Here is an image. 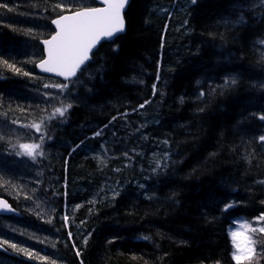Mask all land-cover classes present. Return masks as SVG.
Wrapping results in <instances>:
<instances>
[{"label": "trees", "instance_id": "trees-1", "mask_svg": "<svg viewBox=\"0 0 264 264\" xmlns=\"http://www.w3.org/2000/svg\"><path fill=\"white\" fill-rule=\"evenodd\" d=\"M56 3L66 0H0V59L30 73L0 63V125L15 120L30 135L0 141V198L16 212L0 218V239L34 254L4 245L0 264H236L230 227L264 213L259 0H131L118 50L103 43L76 95L52 106L35 95L61 81L36 63ZM69 103L64 117L53 115ZM30 143L40 147H21ZM227 202L236 207L221 214ZM254 241L240 264H264V234Z\"/></svg>", "mask_w": 264, "mask_h": 264}, {"label": "snow or ice", "instance_id": "snow-or-ice-1", "mask_svg": "<svg viewBox=\"0 0 264 264\" xmlns=\"http://www.w3.org/2000/svg\"><path fill=\"white\" fill-rule=\"evenodd\" d=\"M197 0H191V3L196 4ZM101 6L99 7H84L81 5H73V0H66V3H56L52 11L57 12L56 18L50 21L51 25L54 26L52 33L49 38L43 39L40 41L43 45L42 49V58L36 63V67L39 68L43 73L54 74L57 77H63L62 82H57L54 84L44 83L43 88L50 89L54 88L57 90L55 94L44 93V97L47 100L51 96L52 101H58L59 97L65 93L69 97L76 95L75 89L79 77L77 73L80 72L81 75L88 72L89 67H91V61L95 53L93 49L101 42V40H107L113 45H116L114 50H118L119 45L117 41L120 39L119 34L125 32L126 25L124 19V9L128 4V0H99ZM259 5L261 9H264V0H259ZM77 7L78 10L73 11L72 7ZM0 7L7 8L6 4H0ZM11 11L12 9H8ZM44 11H48L47 7ZM243 16L236 21V23H243ZM0 63L7 65L12 71L17 74H22L24 76H29L30 73L27 71L22 72L20 68H16L15 65L9 64L7 60L0 59ZM76 77V80L72 78ZM42 79V78H41ZM157 79L159 77L157 76ZM142 83V81H141ZM199 83V82H197ZM224 86H235L237 80L232 78H225ZM71 85V87H70ZM153 95H155L156 85H152ZM261 90L264 91V84H261ZM199 97H203V91L198 93ZM79 98L78 96L76 97ZM148 103L146 100L144 104ZM181 103H183V98H181ZM144 104H140L139 108H143ZM72 107V104H67V106L57 107L53 115L58 114L60 117H64L65 113ZM202 110V109H201ZM136 111V109H133ZM126 115V113H125ZM255 115V114H254ZM260 121L264 122V114H261L257 117ZM116 117H113L115 120ZM12 123H16L15 120ZM106 127V126H105ZM37 130L38 127H37ZM102 133L97 131L94 133V136H100ZM40 139H44L43 134H41ZM51 139V137H49ZM262 149H264V134L256 137ZM84 141H81L75 147L79 148L83 145ZM165 145L168 144V141L163 142ZM23 148L31 147L33 150L39 148V145H21ZM75 150V149H73ZM14 155H21L19 151L10 153ZM33 162L36 159L35 151H30L27 153ZM127 156V153H124ZM170 159L168 152L163 154V169H167V161ZM161 168V164L157 163L153 168L155 173L157 169ZM147 179V178H146ZM264 183V181H260ZM141 188H144L145 185H140ZM235 191V189H233ZM118 193H114L116 195ZM218 203H221L218 201ZM264 203V201H262ZM236 207L235 202L223 203V207L220 209L221 214L227 213L229 209ZM0 213H12L15 214V210L7 204L6 201L0 200ZM206 219L208 222H212L215 217L208 218L207 214ZM65 221L67 217L63 218ZM258 221H264V213L256 218ZM253 232H259L264 234V227L258 229H252ZM71 233H69V236ZM239 234L236 232L232 233L233 244L235 245L237 251L233 252L232 259L236 261V264H240L241 260H250L255 249L252 246L255 241H251L247 245H241L237 242V236ZM147 239V237H145ZM86 242V241H85ZM43 243V241H40ZM4 245L10 246L14 250H18L20 253L24 254L29 258H33L34 254L28 250V248L18 247L16 243H10L9 240L0 239V247ZM262 253H264V246H262ZM76 255L79 256V251L76 252ZM219 264V262H217Z\"/></svg>", "mask_w": 264, "mask_h": 264}, {"label": "rangeland", "instance_id": "rangeland-1", "mask_svg": "<svg viewBox=\"0 0 264 264\" xmlns=\"http://www.w3.org/2000/svg\"><path fill=\"white\" fill-rule=\"evenodd\" d=\"M48 83L52 84V82H50V81H48ZM41 93H43V94L44 93L55 94L56 92H53L52 88H50V89H45L44 91H41ZM36 94H40V93H36ZM35 97L39 98L40 102H42L43 104H44V102L45 103L49 102V104L52 106H54L55 103L59 102V99H58V101H52L51 96L48 97L49 101H44V100H46L44 95L43 96L42 95H37V96L35 95ZM25 124H27V125L31 124V128L33 127L35 130H37V127L39 129V125L34 124L33 122H25ZM21 127H22V125L18 124V122H16L15 124L7 123V124H3L2 126L0 125V141L13 142L16 140V141L22 142L24 140H28L27 137L30 136L29 133H27L25 131V129L24 128L22 129ZM25 145L32 146V145H36V144L30 143V144H25ZM29 148H31V147H29ZM242 223L249 225L250 222L248 220H246L245 218L237 219L235 221L234 229L233 228L230 229V235H231V239H232V233L233 232L238 233L239 235L237 236V242L243 246V245H247L248 243L251 242V232L252 231L250 228H248V231L246 229H244L243 228L244 224H242ZM232 242H233V239H232ZM234 247H235V245H234ZM235 251H237L236 247H235Z\"/></svg>", "mask_w": 264, "mask_h": 264}, {"label": "water", "instance_id": "water-1", "mask_svg": "<svg viewBox=\"0 0 264 264\" xmlns=\"http://www.w3.org/2000/svg\"><path fill=\"white\" fill-rule=\"evenodd\" d=\"M96 1V3L99 5V6H101V4L99 3V0H95ZM129 5H130V0H128V4L126 5V7H125V9H124V12H123V15H124V19H125V14H126V12L128 11V8H129ZM125 25H126V21H125ZM53 26V25H52ZM53 28H54V26H53ZM125 32H126V30H125ZM125 32H123V33H121V34H119V35H124L125 34ZM104 42H109V41H107V40H101V42L96 46V48H94L93 49V52H95ZM42 44V43H41ZM43 46V45H42ZM37 71H38V73H40V74H42V75H47V76H51V77H55V78H59V79H61V80H63V77H57V76H55L54 74H50V73H43L39 68H37ZM80 72H78L77 73V76H78V74H79ZM76 77H73L72 79H75ZM0 200H4V199H2V198H0ZM4 201H6V200H4ZM7 202V201H6ZM7 204L9 205V203L7 202ZM10 215H13L12 213H0V217H3V216H10ZM4 250H3V248L2 247H0V252H3Z\"/></svg>", "mask_w": 264, "mask_h": 264}, {"label": "bare ground", "instance_id": "bare-ground-1", "mask_svg": "<svg viewBox=\"0 0 264 264\" xmlns=\"http://www.w3.org/2000/svg\"><path fill=\"white\" fill-rule=\"evenodd\" d=\"M126 30H127V24H126ZM126 33V32H125ZM119 36H121V35H119ZM104 43H110V42H104ZM36 69H37V67H36Z\"/></svg>", "mask_w": 264, "mask_h": 264}]
</instances>
